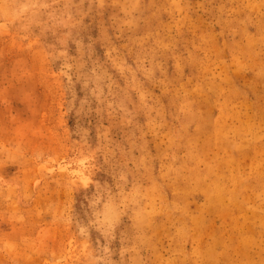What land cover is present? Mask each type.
<instances>
[{"label":"rangeland","instance_id":"obj_1","mask_svg":"<svg viewBox=\"0 0 264 264\" xmlns=\"http://www.w3.org/2000/svg\"><path fill=\"white\" fill-rule=\"evenodd\" d=\"M263 169L264 0H0V264H264Z\"/></svg>","mask_w":264,"mask_h":264},{"label":"crops","instance_id":"obj_2","mask_svg":"<svg viewBox=\"0 0 264 264\" xmlns=\"http://www.w3.org/2000/svg\"><path fill=\"white\" fill-rule=\"evenodd\" d=\"M258 173L260 175L264 176V169H263V171H260ZM253 188H254V191L256 193H259V192L262 193V196H259L258 198L253 199V204L258 207L257 212L252 214L250 212H246L242 208H238L237 213H242V215H248L253 220L252 221L253 225H254L253 232H252V230L246 232V229L248 227H251V226H245L243 231H244L245 235L250 236V238H254L258 245H256L255 248L253 247L254 249L251 247H247L246 253H240L239 252V246L238 245L234 246V248H235L234 251L235 252L238 251V253L242 254V255L243 254H259V255L264 254V197H263L264 184L262 182H255ZM236 204L239 206L238 203H236ZM240 229H241V226H240ZM251 229H252V227H251ZM239 235H240V233H239ZM239 235H238V237H239ZM258 239H260V241H258Z\"/></svg>","mask_w":264,"mask_h":264}]
</instances>
